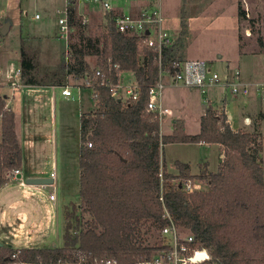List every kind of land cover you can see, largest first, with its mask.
I'll use <instances>...</instances> for the list:
<instances>
[{
  "label": "trees",
  "instance_id": "16d2710c",
  "mask_svg": "<svg viewBox=\"0 0 264 264\" xmlns=\"http://www.w3.org/2000/svg\"><path fill=\"white\" fill-rule=\"evenodd\" d=\"M244 16L239 6L238 17ZM103 19L105 31L93 36L86 33L87 23L83 24L75 11L70 14L69 22L77 29L75 40L70 42L74 55L68 65L62 60L61 75L71 74L79 80L89 73L92 68L87 56H95L96 65L103 68L108 60L118 62L120 69L139 84L140 97L122 103L111 97L107 88L98 87L96 109L81 113L79 119L78 186L89 214L85 227L73 235L69 230L73 213L65 210L63 246L23 247L17 257L52 263L77 248L91 259L110 257L119 264L137 262L157 248L159 237L151 239L154 231L159 232L167 223L162 218L165 208L177 225L191 231L198 244L210 252L208 264H264L260 130L255 125L252 130L231 129L225 113L217 114L206 106L199 133L186 134L181 120L173 123L169 134L161 133L158 119L145 109L148 87L158 75V50L144 46L136 36L120 32L110 15ZM183 19L179 37L160 52L164 64L181 59L177 54L186 33ZM257 40L264 48V40ZM20 65L21 81L36 83L32 74L35 64L23 48ZM64 83L57 81L59 85ZM4 107L0 95V186L9 180L6 173L19 168L22 161L13 111ZM169 142H208L223 147L218 170L205 176L211 185L209 192L184 190V181L205 179L203 175H192L189 164L176 161L177 174L160 165L161 147ZM15 250L0 245V264H6Z\"/></svg>",
  "mask_w": 264,
  "mask_h": 264
},
{
  "label": "rangeland",
  "instance_id": "374dc122",
  "mask_svg": "<svg viewBox=\"0 0 264 264\" xmlns=\"http://www.w3.org/2000/svg\"><path fill=\"white\" fill-rule=\"evenodd\" d=\"M55 1L58 0H0L2 24H7V32L2 34L0 31V77L4 78L5 59L20 57V49L23 48L25 53L32 57L35 64L32 74L37 81H58L61 79L71 84V90L76 92V86L73 83L80 82V79L76 80L71 74L61 75L64 41L57 37L59 30L56 19L57 15L54 12V14L50 13L51 15H43L41 19L30 18L35 10L42 12L44 7ZM249 1V7L245 6L244 8L239 0H161L163 30L174 40L179 37L181 28L183 27L181 20L183 18L185 20L186 33L181 38L183 47L179 48L178 58L206 60L211 65V69L219 77H222L226 73L232 75V73L238 71L241 80L244 82L264 83V48L260 47L257 40L258 37L264 40V0ZM61 2L58 4L59 8ZM239 3L245 12H248V10L250 12V17L247 20L238 17ZM20 8H26L29 15L22 17L19 11ZM83 9L86 10L85 7ZM185 14L188 15L185 17ZM104 23L102 10L89 11L86 33L93 36H101L105 31ZM76 30L74 29L72 32L74 35L71 41H74L76 38ZM35 32L44 35L41 37V40L37 38L30 39L32 35H27V33L33 34ZM22 33L25 35V40L23 38L21 40ZM95 59V56L86 57V61L91 68L97 66ZM51 63H55V65L52 66ZM163 78L167 84L162 95L164 104H178L179 98L177 92L180 88L173 86L174 80L170 75H164ZM80 87H82V89L80 88V96L83 98L81 106H79L77 101L71 100L57 103V116L61 113L63 125L61 126L60 124L62 128L60 130L57 129L56 132L58 169L56 178L59 180L60 172H62L63 176L62 182L57 181V185L51 186L49 184V186L53 187L52 192L58 195L57 220L61 235H63L65 225L63 219L65 210L73 213V216L69 219L72 222L69 230L73 235H77L79 230L85 227L84 220L89 217V214L84 210L85 204L79 196L77 166L80 133L78 113L81 110L83 112L94 110L96 102L91 98V89L89 87L83 85ZM213 90L209 89L202 93L199 89L192 88L191 91H187L190 95H194L197 101L203 100L206 95L209 96L214 100L211 106L215 108L213 110L215 112L219 110L220 112L221 103L219 100L221 94L219 95L217 90L214 94L215 90ZM59 92L60 90L58 94ZM224 92L227 93L228 91L225 90ZM229 97L230 95L228 94L226 109L232 115L234 125L243 130H252L254 125L259 130L261 129L262 151L259 154V158L264 166V98L256 99L255 101L257 105H261L263 110L260 108L256 111L252 110L250 113H243V97ZM182 102L180 101V103ZM195 102H186L181 107L186 133H197L199 131L200 104H195ZM165 119L163 118L159 123L162 133H166L168 131L167 128L171 127L176 120H180L174 119L172 122L173 118H171L169 119L171 125H168V122L167 126L164 124ZM161 148L160 165L166 167L169 172H178L175 162L179 160H189L191 162L190 171L192 173H199L192 174L196 176H207L206 169L200 170L203 165L200 164L201 167L197 165L199 161H206V168L211 172L217 171L220 166L218 164L219 149L215 144L197 145L193 142H172L162 145ZM49 175L47 173L46 178L50 177ZM190 179L200 183L201 188L197 189V191L206 193L211 190V185L206 177L203 180H198L197 178ZM212 204L213 201H211L210 205ZM76 217L80 219L76 220ZM50 229L52 235L55 234L57 223L54 227H50ZM158 237V232L154 231V237L151 241L157 240Z\"/></svg>",
  "mask_w": 264,
  "mask_h": 264
},
{
  "label": "built area",
  "instance_id": "2783aa9c",
  "mask_svg": "<svg viewBox=\"0 0 264 264\" xmlns=\"http://www.w3.org/2000/svg\"><path fill=\"white\" fill-rule=\"evenodd\" d=\"M133 2L142 4L134 7ZM128 6L127 9L122 7ZM132 6V7H131ZM85 7L86 10L83 8ZM130 7V8H129ZM102 10L105 15H110L114 26L126 35H133L142 40V44L146 47H154L158 50V75L157 79L150 84L147 90L146 111L154 114L159 123L163 118L172 115L171 109L163 104V91L167 84L164 82V75H170L174 80V84L183 87L197 88L202 93L209 89H215L220 97V112L228 115L226 109V101L229 98H237L239 96L250 95L251 89L264 98V83L251 84L241 80L239 72L235 71L232 75L228 73L222 77L211 69V65L206 60L199 59H177L170 63L164 64L161 61L160 52L163 48H167L174 44L175 40L163 30V11L159 0H63L60 8L54 9L57 15V25L59 39L64 41L63 60L66 65L73 58V51L70 46L72 32L74 28L69 22L70 14L74 13L81 19L83 24L89 21V11ZM40 13H35L34 18L39 19ZM105 68L96 66L80 78V84L91 89V98L98 105V87H105L109 90L110 96L117 98L122 103L137 100L139 96V84L133 78L124 77V71L120 69L118 62L107 61ZM14 74L20 76L21 70L17 69ZM52 95L55 89H59V97L71 96V84L51 85ZM228 91L225 93L224 91ZM214 100L209 96H204L203 103L205 106H212ZM5 108V107H4ZM213 108V107H212ZM6 109V108H5ZM96 109V108H95ZM94 109V110H95ZM215 109V108H213ZM230 128L233 129L231 118L226 119ZM160 127V124H159ZM91 145L90 142L87 143ZM21 171L18 168H12L7 172L9 178H17L24 182L23 176L18 177ZM53 181L49 183L54 186L55 171L50 174ZM184 190L193 192L201 188L199 182L188 179L183 182ZM50 200L55 199V193L48 194ZM162 218L167 219V223L159 230V243L157 248L149 256H145L137 262L127 264H208L211 259L210 252L201 247L196 237L191 231L177 225L170 217L168 211L164 208ZM19 250L14 251L10 256V260L6 264H119L117 259L110 257L91 259L86 253L81 252L77 248L65 254L64 258H59L52 263H43L41 261H25L17 257Z\"/></svg>",
  "mask_w": 264,
  "mask_h": 264
},
{
  "label": "crops",
  "instance_id": "0c3cea01",
  "mask_svg": "<svg viewBox=\"0 0 264 264\" xmlns=\"http://www.w3.org/2000/svg\"><path fill=\"white\" fill-rule=\"evenodd\" d=\"M36 1V0H34ZM54 1V0H53ZM62 1V2H61ZM55 1L54 3L47 5L42 9V12L35 10V13H40V18L43 15H51L54 14L55 7H58V4L63 0ZM241 1L242 6L249 7V0H239ZM161 6V0H159ZM135 7L140 6L142 3H132ZM240 6V3L239 5ZM132 7V6H131ZM127 9L128 6L122 7ZM130 8V7H129ZM162 8V7H161ZM242 8V7H241ZM35 9H37L35 7ZM243 9V8H242ZM185 10V9H184ZM182 10V11H184ZM21 16L29 15V12L26 8H20ZM163 11V8H162ZM94 12V11H91ZM245 12V10H244ZM34 14L30 16V18H34ZM188 14H185V17ZM105 14L102 11V17L104 18ZM250 17V12H245V16L243 19L247 20ZM35 19V18H34ZM0 21L2 22V18L0 17ZM27 35L31 36L30 39H38L41 40V37L44 36L41 33L37 32L33 34L27 33ZM22 38L25 40V35L22 33ZM40 38V39H39ZM21 43V42H20ZM21 50V49H20ZM64 51V50H63ZM5 68H4V78L0 77V95L2 96V100L5 102V108L7 110H12L14 115L15 122V133L17 135L18 143L22 152V161L21 165L18 168L21 173L17 174L23 176L24 182L20 181L17 178H9V180L3 183L0 186V241L1 245L6 244L19 250L23 247H49V246H57L61 247L64 245V239L59 231V224L57 220L58 216V195L55 194V199L52 201L48 198V194L52 193L53 187L48 185L41 184H27L25 183V179L30 176L35 177H46V174L54 170L55 178L54 185H57V181L62 182V172H60V178L57 180L58 169H57V151H56V138H57V129L60 130L63 125V117L61 113L57 116V103L67 101H77L79 106L83 104V98L80 96V88L77 84L79 82L73 83L75 85L76 92L72 91L71 96L63 97L61 99L59 97L58 91L59 89H55L52 95L51 85H59L57 81L53 80H45V81H36V83H23L21 81V75L18 76L14 74V71L17 69L21 70L20 65V57L5 59ZM50 64V63H49ZM52 66L55 63H51ZM124 77L132 78V75L129 72L124 71ZM67 83V82H65ZM64 83V84H65ZM251 84H255L254 82H249ZM173 86L176 88H180L177 92L179 103L178 104H163L166 107L171 109L172 115L166 117L164 124H168L169 119H180L184 123V118L182 112V104L197 101L194 98V95H190L187 91H191V87H183L178 86L173 83ZM215 90V89H214ZM213 90V91H214ZM216 90L214 91L215 94ZM73 93H75L73 95ZM250 95L242 96V105L244 108L242 112L250 113L252 110L256 111L261 108V105H257L255 102L256 99H263L259 96L257 92L253 89L250 91ZM58 94V95H57ZM59 100V101H58ZM200 104V112L199 113V126L201 117L204 115V109L206 106L203 103V100H199L195 102V104ZM262 109V108H261ZM263 110V109H262ZM93 110L82 111L78 113L79 119L80 114L89 112ZM228 118H231V124L234 130H238V126H235L232 115L230 112L228 113ZM243 116V115H242ZM241 116V117H242ZM58 117L59 123H58ZM79 121V120H78ZM1 122L2 118L0 115V141L2 139L1 135ZM61 124V126H60ZM168 125H171L169 122ZM167 125V126H168ZM60 126V127H59ZM173 128L169 126L168 131L166 133L169 134ZM185 130V124H184ZM199 130V127H198ZM200 131V130H199ZM199 131L197 133H199ZM261 131V129H260ZM162 133V132H161ZM186 133V130H185ZM188 134H197V133H189ZM186 133V134H187ZM172 143V142H169ZM167 143V144H169ZM176 143H185V142H176ZM197 145H209L215 144L219 149V162H221V158L223 154V147L217 143H208V142H193ZM180 162L187 163L191 166V162L189 160H179ZM205 162H198L197 165L202 166L201 171L207 170V172H211L206 167ZM220 165V164H219ZM218 165V166H219ZM201 167V166H200ZM61 169V167H60ZM191 172V171H190ZM173 173V172H172ZM178 172L174 173L177 174ZM191 174H199L192 173ZM50 176V175H49ZM78 177H79V169H78ZM55 193V192H54ZM62 200V198H60ZM57 223V231L52 235L50 227H54ZM59 234V235H58ZM15 244V245H14ZM14 245V246H13ZM15 250V251H16Z\"/></svg>",
  "mask_w": 264,
  "mask_h": 264
},
{
  "label": "water",
  "instance_id": "95a60500",
  "mask_svg": "<svg viewBox=\"0 0 264 264\" xmlns=\"http://www.w3.org/2000/svg\"><path fill=\"white\" fill-rule=\"evenodd\" d=\"M0 31L2 34L7 32V24H2ZM18 177H20V175H18ZM263 177H264V169H263ZM53 181V178L50 176L48 178L46 177H35V176H30L28 178L25 179V183L27 184H43V185H48L49 183H51ZM0 245H1V241H0Z\"/></svg>",
  "mask_w": 264,
  "mask_h": 264
}]
</instances>
